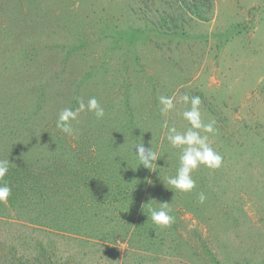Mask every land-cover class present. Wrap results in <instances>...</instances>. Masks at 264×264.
Returning <instances> with one entry per match:
<instances>
[{"label": "rangeland", "instance_id": "obj_1", "mask_svg": "<svg viewBox=\"0 0 264 264\" xmlns=\"http://www.w3.org/2000/svg\"><path fill=\"white\" fill-rule=\"evenodd\" d=\"M185 94L223 157L193 171L190 192L166 182L180 149L162 127H190ZM91 97L104 118L57 127ZM140 143L160 157L153 171ZM5 158L50 196L3 202L0 264H264V0H0ZM162 202L167 227L149 212Z\"/></svg>", "mask_w": 264, "mask_h": 264}, {"label": "clouds", "instance_id": "obj_2", "mask_svg": "<svg viewBox=\"0 0 264 264\" xmlns=\"http://www.w3.org/2000/svg\"><path fill=\"white\" fill-rule=\"evenodd\" d=\"M185 104L190 101L191 107L186 109L182 115L183 118L189 123L190 127L186 131H178L175 126H169L167 121H164L162 127L167 129V140L173 148L180 149L179 166L174 176L167 178V184L173 189L180 190L182 192H190L196 185L195 179H193L192 173L200 165H204L210 169H217L221 167L223 157L217 152L208 142L207 135H201L199 130H203L205 133H214L215 121L204 123L201 119V112L199 105L201 99L199 96H192L185 94L182 97ZM160 104L162 105L161 113L167 114L174 109L175 104L172 97L161 96L159 97ZM87 110L92 112L97 120L104 118L105 109L101 103L95 98H89L87 105L81 100L79 107L72 109L71 107L64 108L59 113L57 120V127L65 133L72 132V121H75L79 114ZM140 165L152 170L153 163L160 159L157 152L153 151L152 146L146 147L144 143H140L134 146ZM10 160L0 159V202H6L9 196L12 194L11 186L4 181V178L10 169ZM153 171V170H152ZM205 196L200 194L201 203L204 201ZM151 214V220L153 223L160 226H170L175 222V216L172 215V208L168 202H162L160 207L149 208Z\"/></svg>", "mask_w": 264, "mask_h": 264}, {"label": "trees", "instance_id": "obj_3", "mask_svg": "<svg viewBox=\"0 0 264 264\" xmlns=\"http://www.w3.org/2000/svg\"><path fill=\"white\" fill-rule=\"evenodd\" d=\"M21 156V159H26L23 154H19V157ZM22 164L14 166L10 164V169L6 177L4 178V181L7 182L11 188H12V194L9 196L7 201H10L9 203H15L17 200L25 201V199H31L33 196H37L39 200L44 201V206H46V200L50 196V193L47 191V188L45 185H41V183H38L37 186H24V181L28 180V170L24 168ZM24 171V175L21 176L20 174ZM48 174H51V177L54 176V173L52 171L48 172ZM61 173H56V176H59ZM38 176L40 175L37 174ZM38 179V178H37ZM29 183V181H28ZM121 186V185H119ZM61 188V187H60ZM59 188V190H60ZM4 204L3 202H0V207H2ZM137 213V210H135Z\"/></svg>", "mask_w": 264, "mask_h": 264}]
</instances>
